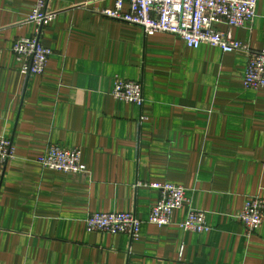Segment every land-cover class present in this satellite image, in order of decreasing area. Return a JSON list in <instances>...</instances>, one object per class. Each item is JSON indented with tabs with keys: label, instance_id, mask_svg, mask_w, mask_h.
Segmentation results:
<instances>
[{
	"label": "crops",
	"instance_id": "1",
	"mask_svg": "<svg viewBox=\"0 0 264 264\" xmlns=\"http://www.w3.org/2000/svg\"><path fill=\"white\" fill-rule=\"evenodd\" d=\"M34 0H0V264H264V219L248 233L237 215L264 199V88L246 89L247 56L100 13L114 0H48L40 35L53 53L40 75L21 73L11 46L30 36ZM128 5L125 4L126 10ZM214 27L264 48V0L244 27ZM115 76L138 81L144 102L116 100ZM79 147L85 173L36 162L48 145ZM185 187L208 231L148 223L159 191ZM132 212L139 235L89 231L90 213Z\"/></svg>",
	"mask_w": 264,
	"mask_h": 264
},
{
	"label": "built area",
	"instance_id": "2",
	"mask_svg": "<svg viewBox=\"0 0 264 264\" xmlns=\"http://www.w3.org/2000/svg\"><path fill=\"white\" fill-rule=\"evenodd\" d=\"M47 4L48 0H34L25 21L32 23L35 29L30 36L16 39L11 46L15 58L21 62V73L26 76L42 74L53 53L40 41L43 28L56 16L54 11L48 10ZM125 4L128 5L126 10ZM256 4L257 0H114L112 8L102 9L100 13L137 25L148 34L164 32L176 35L189 48L207 43L223 52H243L247 56L243 86L246 89H261L264 88V48L253 49L214 27L219 22L229 27H244L253 19ZM110 95L138 107L144 102L141 83L118 76L114 78ZM12 157L11 139L0 135V162L4 164ZM36 162L44 168L64 173L87 171L79 147L63 148L50 144ZM150 186L159 191V197L150 208L148 223L167 225L171 223L174 210L186 207L184 219L177 223L180 229L196 233L210 229L206 213L191 205L184 186L173 183H153ZM237 217L248 233L256 231L263 223L264 199L258 195L247 198ZM141 223L132 212H96L85 218L89 231L125 234L131 239L138 237Z\"/></svg>",
	"mask_w": 264,
	"mask_h": 264
}]
</instances>
